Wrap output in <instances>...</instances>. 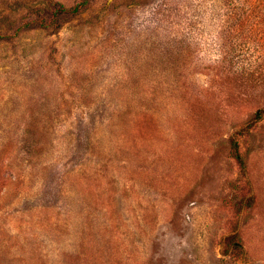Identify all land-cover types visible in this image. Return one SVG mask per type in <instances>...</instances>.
<instances>
[{"label":"rangeland","instance_id":"obj_1","mask_svg":"<svg viewBox=\"0 0 264 264\" xmlns=\"http://www.w3.org/2000/svg\"><path fill=\"white\" fill-rule=\"evenodd\" d=\"M259 110L264 0H0V264H264Z\"/></svg>","mask_w":264,"mask_h":264},{"label":"trees","instance_id":"obj_2","mask_svg":"<svg viewBox=\"0 0 264 264\" xmlns=\"http://www.w3.org/2000/svg\"><path fill=\"white\" fill-rule=\"evenodd\" d=\"M73 11V10H72ZM74 11H76V9L74 10ZM165 40H167V38H165ZM167 42V41H166ZM165 42V43H166ZM264 110H259V111H256L255 113H254V115H253V120H252V122L254 123V122H256V121H258V120H260V118H261V114H262V112H263ZM233 155H234V158L235 159H237V160H239V158H238V154H237V152H236V150H235V144H233ZM239 162V161H238Z\"/></svg>","mask_w":264,"mask_h":264}]
</instances>
